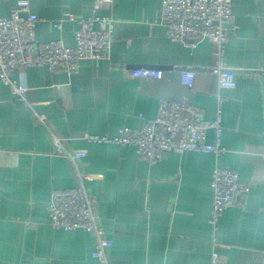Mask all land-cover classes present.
<instances>
[{
  "label": "crops",
  "instance_id": "crops-1",
  "mask_svg": "<svg viewBox=\"0 0 264 264\" xmlns=\"http://www.w3.org/2000/svg\"><path fill=\"white\" fill-rule=\"evenodd\" d=\"M19 1L0 0V17ZM94 2L29 0L21 13L40 18L39 43L74 46L78 24L54 25L67 13L93 16ZM162 2L113 0L98 11L115 20L110 56L82 62L77 74L19 68L14 78L23 99L0 79V264H99L93 234L49 225L53 192L77 186L96 200L113 264H212L215 252L221 264H264V0H233L225 65L236 74L234 89L219 88L209 40L190 49L169 39L157 23ZM139 69L163 77L134 78ZM187 71L196 73L193 88L182 83ZM164 100L198 107L210 121L220 114L225 151L168 153L150 165L133 146L85 138L140 129L155 120ZM52 135L86 156L75 163L57 154ZM207 141L216 142L214 130ZM217 166L238 171L250 193L224 211L214 234Z\"/></svg>",
  "mask_w": 264,
  "mask_h": 264
},
{
  "label": "built area",
  "instance_id": "built-area-1",
  "mask_svg": "<svg viewBox=\"0 0 264 264\" xmlns=\"http://www.w3.org/2000/svg\"><path fill=\"white\" fill-rule=\"evenodd\" d=\"M113 0H95V14L77 18L67 13L54 27L62 29L63 23L76 22L75 45L67 46L62 40L41 44L35 30L40 18L37 14L23 15L29 0H21L9 17H0V79L14 97L24 98L25 89L14 78L17 69L43 66L52 72L77 74L84 61L98 62L108 59L111 52L115 20L111 16H99L97 12L112 5ZM233 0H163L157 23L167 29L171 41L195 49L202 40L213 44V73L220 89H234L236 74L225 65L228 34L233 26ZM134 78L161 79L163 72L156 69H139L132 72ZM196 73H182V83L193 88ZM214 130L216 142L207 141V132ZM221 116L213 121L205 119L198 107L161 101L155 120L140 129L124 127L119 136L86 135L89 142L117 143L133 146L139 158L150 165L159 163L168 153L202 152L219 155L225 151L221 144ZM64 138L52 135L56 153L77 162L85 152L69 151ZM213 204L209 224L214 234L219 229L221 215L230 207L244 200L250 193L249 184L243 182L238 171L217 166L211 176ZM49 225L54 230H83L96 238L92 253L99 264H113L109 257L111 241L100 225L96 200L83 186L55 190L49 204ZM216 236V235H215ZM216 242V238H215ZM222 256L215 252L212 264H221Z\"/></svg>",
  "mask_w": 264,
  "mask_h": 264
},
{
  "label": "water",
  "instance_id": "water-1",
  "mask_svg": "<svg viewBox=\"0 0 264 264\" xmlns=\"http://www.w3.org/2000/svg\"><path fill=\"white\" fill-rule=\"evenodd\" d=\"M228 27H232V25H229Z\"/></svg>",
  "mask_w": 264,
  "mask_h": 264
}]
</instances>
